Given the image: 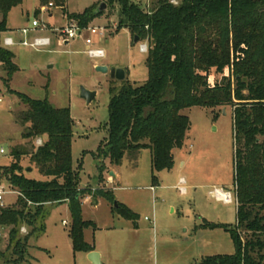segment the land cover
Listing matches in <instances>:
<instances>
[{
    "label": "trees",
    "instance_id": "trees-1",
    "mask_svg": "<svg viewBox=\"0 0 264 264\" xmlns=\"http://www.w3.org/2000/svg\"><path fill=\"white\" fill-rule=\"evenodd\" d=\"M24 1L0 0V62L8 86L19 66L3 39L10 29V10ZM56 1L63 5L64 0ZM175 1L158 0L149 6L135 0H99V5L68 15L87 28L104 13L99 7L105 2L108 16L118 14V29L127 27L133 39L138 36L139 41H148L145 83L128 79L118 89L111 86L108 138L94 153L98 181H105V158L121 165L127 153L137 155L147 148L157 181L156 172L174 167L173 151L183 147L191 128L190 117L182 110L231 105L236 223L206 222L204 226L228 231L235 251L205 257L200 264H264V0ZM212 71L221 73V80L211 82ZM17 94L27 109L16 113L15 121L29 142L13 148L14 162L5 167L6 178L19 196L14 206L0 207V227L9 232L7 250L11 249L10 257L0 250V264L24 262L29 240L46 230L48 207L65 202L71 212L69 236L74 252L93 251L95 246L86 241L85 230L97 226L84 219L82 210L84 196L93 193L90 187H81L83 163L75 167L72 159L71 110L54 107L48 98ZM38 138L42 145L37 144ZM25 155L45 179L26 175L20 161ZM94 193L95 199L102 196L110 201L125 219L139 218L133 208L115 200L111 189L98 187ZM22 226L30 229L27 235H22Z\"/></svg>",
    "mask_w": 264,
    "mask_h": 264
},
{
    "label": "rangeland",
    "instance_id": "rangeland-1",
    "mask_svg": "<svg viewBox=\"0 0 264 264\" xmlns=\"http://www.w3.org/2000/svg\"><path fill=\"white\" fill-rule=\"evenodd\" d=\"M135 1L151 6L158 0ZM58 4L56 0H25L13 7L8 16V26L14 27L30 25L39 18L40 27L45 30L30 31L28 39L48 36L51 44L40 48L11 46L19 70L9 86L0 62V148L6 151L0 153V180L7 189H13L6 194V207L14 206L19 192L9 184L5 167L14 162L13 148L27 146L29 142L22 137V126L15 121V114L27 109L17 92L35 99L48 98L56 108H70L74 118L72 159L75 167L83 163L81 186L90 187L94 195L96 186L109 189L106 184H98V159L94 153L108 138L111 86L118 89L128 79L143 84L149 77L147 51H141L148 41L135 42L129 28L118 29L117 13L108 16L106 6L104 13L88 26H100L105 29L102 33L90 34L86 30L66 43L60 40L58 31L75 21L68 15L82 13L92 4L99 5V0H64L63 5ZM87 37L92 39L91 47L85 42ZM93 47L103 49L104 56L90 57L88 50ZM99 65L107 66L108 72L99 71ZM113 67L126 70V79L113 78L109 72ZM212 72L211 82L221 80V73ZM83 87L97 92L90 103L81 93ZM182 112L190 117L192 125L183 147L173 151L174 167L156 172V181L149 148L137 155L127 153L120 167L121 178L111 185L115 200L133 208L139 214L137 220L125 219L107 199L96 207L89 200L82 203L84 219L97 226L86 229V239L96 243L105 264H200L208 256L234 253L235 245L228 231L204 226L206 222L236 223L233 107L196 105ZM20 161L28 177L45 179L29 155ZM215 188L231 192L232 202L214 197ZM48 211L46 230L29 240L27 259L18 264H93L87 252L73 250L67 203L50 205ZM0 233V250L10 257L9 232L0 227Z\"/></svg>",
    "mask_w": 264,
    "mask_h": 264
},
{
    "label": "built area",
    "instance_id": "built-area-1",
    "mask_svg": "<svg viewBox=\"0 0 264 264\" xmlns=\"http://www.w3.org/2000/svg\"><path fill=\"white\" fill-rule=\"evenodd\" d=\"M174 3H176L177 1L172 0ZM41 26V21L39 18H35L32 20L31 25L30 26H26V28H23L21 30V33L23 34L24 38L19 42L20 44L24 45V46H33V47H43V46H48L51 43V38L48 36H43V37H35L32 41L28 39V34L31 30L34 29H43ZM54 31L56 29H53ZM88 31L90 34L93 33H102L105 29L101 28L100 26H90L87 28H83L82 26H80L77 22L75 23V21L70 22L69 24L66 25V27L63 28H59V38L62 42H68L71 39H75L78 36H81L83 34L84 31ZM101 30V31H100ZM85 42L87 43L88 46H92L93 42L92 39L90 37H87L85 39ZM15 40L12 36L10 37H4L3 39V45H5V47L9 48L10 46L15 45ZM148 50V46L144 43L141 46V51H147ZM88 54L90 57L94 58V57H103L105 52L103 49L100 48H90L88 50ZM0 100H1V96H0ZM37 144L38 145H42V139L38 138L37 139ZM6 151L3 147L0 148V153L4 154ZM181 181L184 182L185 180L183 178H181ZM7 185L5 183L2 182V180H0V207H4L6 206V194H8V192H10L9 190L13 191V189L9 187V189L6 188ZM182 190L185 191L184 187H182ZM219 188H215V191L212 192V195L215 197L219 198ZM229 193V197H225V199H223L225 202L230 203L232 202V195L231 192ZM66 223V220L64 221V224ZM21 232L23 233H28V229L25 226L21 227ZM1 235V233H0Z\"/></svg>",
    "mask_w": 264,
    "mask_h": 264
},
{
    "label": "crops",
    "instance_id": "crops-1",
    "mask_svg": "<svg viewBox=\"0 0 264 264\" xmlns=\"http://www.w3.org/2000/svg\"><path fill=\"white\" fill-rule=\"evenodd\" d=\"M31 25V24H30ZM29 24L28 25H26V26H30ZM7 26H8V24H7ZM26 26H24V27H14V26H8V28H10L9 29V31L7 32V33H5L4 35V37H10V36H12L13 38H14V40H15V45H17V44H20L19 42L24 38V36H23V34L21 33V30L23 29V28H26ZM43 30H45V29H34V30H31V32H33V31H43ZM16 33H18V34H20L21 36H18V37H16L14 34H16ZM22 45V44H21ZM49 46V45H48ZM11 47V46H10ZM10 47H9V49H10ZM126 71V70H125ZM126 74H127V72H126ZM150 150V149H149ZM150 157H151V150H150ZM151 160H152V157H151ZM105 164H106V170L104 171V173H103V176H104V178H105V181H104V183H100V185H103V184H106V187H108L109 189H111V190H113V187H111V185H114V183H116V182H118L119 181V179L121 178V175H120V167L122 166V164L121 165H112L111 164V160L109 159V158H105ZM113 173L114 175H110V173ZM181 178H183L184 180H185V178L184 177H181ZM98 184H99V181H98ZM81 187H85V186H81ZM153 187H154V185H153ZM96 188H98L97 186H96ZM186 191V190H185ZM103 199H106V198H104V197H98L97 199H95L94 197H93V195H90V194H86L85 196H84V198H83V202H84V200H89V201H91V204L92 205H94V207H96V206H98V204H100L101 203V201L103 200ZM67 203V202H66ZM67 205H68V203H67ZM69 208V207H68ZM65 221V220H64ZM64 221H63V224H64ZM71 223V222H70ZM66 224V223H65ZM136 224H137V222H136ZM86 231V230H85ZM71 239V238H70ZM85 239H86V234H85ZM86 241L88 242V243H91L92 245H94L95 246V250H97V245H96V243H94V241H88L87 239H86ZM71 243H72V241H71ZM72 247H73V243H72ZM101 259H102V261H103V253L101 252ZM103 264H105L104 263V261H103Z\"/></svg>",
    "mask_w": 264,
    "mask_h": 264
},
{
    "label": "water",
    "instance_id": "water-1",
    "mask_svg": "<svg viewBox=\"0 0 264 264\" xmlns=\"http://www.w3.org/2000/svg\"><path fill=\"white\" fill-rule=\"evenodd\" d=\"M106 4L102 3L100 5V9L99 11H104L106 8ZM135 42H139V38L138 36H135L133 39ZM97 69L99 71H103V72H108V67L104 66V65H99L97 66ZM110 75H112L113 78H116L118 80H125L127 75H126V71L123 68L120 67H113L111 68V70L109 71ZM82 95L86 98L87 103H90L96 96L97 92L96 91H90L86 88H82L81 91ZM30 169V168H29ZM110 175H114L112 172L110 173ZM117 204V202H115V205ZM88 259L92 261L93 264H103V261L101 259V252L97 251V250H93L88 252Z\"/></svg>",
    "mask_w": 264,
    "mask_h": 264
},
{
    "label": "bare ground",
    "instance_id": "bare-ground-1",
    "mask_svg": "<svg viewBox=\"0 0 264 264\" xmlns=\"http://www.w3.org/2000/svg\"><path fill=\"white\" fill-rule=\"evenodd\" d=\"M225 197H229V193L223 191L222 189H220L219 191V198L222 200V199H225Z\"/></svg>",
    "mask_w": 264,
    "mask_h": 264
}]
</instances>
